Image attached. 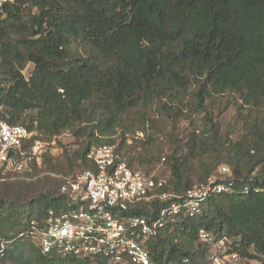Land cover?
<instances>
[{
    "label": "trees",
    "instance_id": "16d2710c",
    "mask_svg": "<svg viewBox=\"0 0 264 264\" xmlns=\"http://www.w3.org/2000/svg\"><path fill=\"white\" fill-rule=\"evenodd\" d=\"M223 95L264 113V0H14L0 7V120L50 139L67 131L80 138L89 129L78 155L83 170L93 168V148L115 146L122 123L143 133L155 129L156 112L174 119L190 96L202 108ZM228 163L193 182L187 161L168 157L164 191L181 195L213 176L231 189L210 197L198 216L182 213L147 242L152 260L207 264V251L223 241L239 261L264 264V156L247 173ZM222 167L229 176L220 174ZM63 202L60 193L41 195L22 214L0 212V264H94L44 256L29 235ZM163 206L139 203L129 214L149 217ZM201 230L212 244L200 241ZM180 235L197 238L201 257L178 243Z\"/></svg>",
    "mask_w": 264,
    "mask_h": 264
},
{
    "label": "built area",
    "instance_id": "2783aa9c",
    "mask_svg": "<svg viewBox=\"0 0 264 264\" xmlns=\"http://www.w3.org/2000/svg\"><path fill=\"white\" fill-rule=\"evenodd\" d=\"M14 0H0V7ZM35 132L21 125L0 120V175H23L28 163L41 164L47 144L33 140ZM88 158L93 168L73 176L60 175L59 193L63 207L48 209L41 224H33L31 235L35 246L47 257L76 258L108 264H161L151 258L147 242L157 237L167 225L182 213L191 217L201 213L202 206L212 196L228 192L231 183H221L213 176L204 184L194 186L184 194L164 191L167 181L156 179L141 170H132L117 153L115 146L93 148ZM228 167L221 175H230ZM159 201L164 206L157 215L131 216L130 210L139 203ZM202 243H213L210 234L201 230ZM218 245L224 247V242ZM225 258L238 262L236 253ZM191 264L188 258L180 263ZM211 264H224L219 256Z\"/></svg>",
    "mask_w": 264,
    "mask_h": 264
},
{
    "label": "rangeland",
    "instance_id": "374dc122",
    "mask_svg": "<svg viewBox=\"0 0 264 264\" xmlns=\"http://www.w3.org/2000/svg\"><path fill=\"white\" fill-rule=\"evenodd\" d=\"M32 70L33 65L29 64L24 76L28 78ZM185 104L186 110L174 119L154 113L155 129L147 126L146 132H133L135 127L125 122L117 128L112 137L114 144L120 145L124 158L132 162L134 168L167 180L171 176L168 157L173 155L187 161L186 173L196 182L207 173H216L220 165H230L229 161L247 173L257 155L264 156L262 111L245 105L235 95L211 97L202 108L190 96ZM88 131L80 138L67 131L51 139L34 131L47 144V157L40 165L28 163L23 175H0V212L22 214L26 211L24 207L41 195L57 197L60 175L73 176L84 169L78 155L90 141ZM233 145H237L236 152L230 151ZM190 147L194 148L191 152ZM194 154L197 155L194 157ZM177 241L201 257L203 249L197 238L189 240L180 235ZM225 252L220 245L211 246L207 251L210 257L207 264L216 256L222 258L224 264H257L254 261L231 262L225 258Z\"/></svg>",
    "mask_w": 264,
    "mask_h": 264
}]
</instances>
